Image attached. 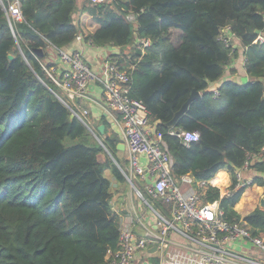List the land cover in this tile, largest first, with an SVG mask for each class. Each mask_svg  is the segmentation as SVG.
<instances>
[{"label": "trees", "instance_id": "trees-1", "mask_svg": "<svg viewBox=\"0 0 264 264\" xmlns=\"http://www.w3.org/2000/svg\"><path fill=\"white\" fill-rule=\"evenodd\" d=\"M21 2L24 20L13 28L0 4V264H105L121 235L105 174L110 169L117 182H126V164L117 155L121 140L107 122L104 133L92 132L74 117L45 69L49 45L67 49L79 34L78 0ZM85 9L100 23L85 41L122 48L109 60L128 70L131 96L157 122L173 177L213 178L219 185L215 178L227 179L226 168L232 193L221 198L219 188L209 187L204 198L218 200L228 221L264 234V206L245 216L235 208L246 191L236 187L237 173L264 148V43L258 42L264 0H111ZM226 28L244 49L250 80L226 81L216 97L209 85L239 53L222 38ZM143 40L150 45L141 49ZM194 90L202 96L169 125ZM172 130L200 138L185 145ZM247 170L251 185L264 186V161Z\"/></svg>", "mask_w": 264, "mask_h": 264}, {"label": "built area", "instance_id": "built-area-1", "mask_svg": "<svg viewBox=\"0 0 264 264\" xmlns=\"http://www.w3.org/2000/svg\"><path fill=\"white\" fill-rule=\"evenodd\" d=\"M0 4L11 28L24 20L21 0H0ZM230 34L228 28L224 29L222 38L228 45L233 40ZM83 38V34H78L76 39ZM258 42L264 43V34L259 35ZM140 43L141 49L150 45V41ZM48 49L56 52L61 64L60 68L51 66L52 72L48 73L65 94V98H60L72 115L88 126L91 116L87 106L89 88L93 84L103 87V101L109 114H116V122L129 152L127 178L142 199L146 194L162 202L163 210L153 209L156 213L155 229L145 226V236L136 233L131 224L121 226L119 248L108 252L105 264H137V252L153 247H156L154 252L160 254L159 264H264L246 249L250 244L264 253V234L254 235L245 223L228 221L218 200L208 202L204 198L209 187L219 188L221 198L229 196L231 185L224 189L214 184L213 178L194 183L193 177L187 174L181 178L194 184L193 192L183 193L177 186L172 175L173 158L162 133L157 130V122L150 117L144 102L130 94L128 70L109 59L100 65L99 70H94L82 50L61 49L51 44ZM45 69L47 71L46 66ZM213 92L216 97L220 95L218 89ZM170 133L180 137L185 145L200 138L196 131L172 130ZM253 157L242 170L248 169ZM242 170L237 173V188L252 182V179L243 177ZM135 183L143 189L140 190ZM171 233H177L180 239L171 238Z\"/></svg>", "mask_w": 264, "mask_h": 264}, {"label": "crops", "instance_id": "crops-1", "mask_svg": "<svg viewBox=\"0 0 264 264\" xmlns=\"http://www.w3.org/2000/svg\"><path fill=\"white\" fill-rule=\"evenodd\" d=\"M104 1L105 2H111V0H78L77 10H76V13L74 15V19H75L77 26L79 27V34H83L84 38H83V40L76 39L71 45H69L67 47V50H75V49L82 50L84 55H85L86 61L90 64V66L94 70H99L100 65L102 63H104L105 61H107L111 55H115V54L122 55L124 53L122 48H120V47H115V46H111V45L99 47V46H94V45L88 43L87 41H85V37L88 34L94 32L100 26V23H98L94 19L93 15L91 13H89V11H87L85 9V7L90 6L91 3L92 4L93 3H100V2H104ZM86 2H88V3H86ZM230 36L233 39L232 41L234 42V46L238 48V52H239L238 56L236 58H234L232 60V62L227 66V69H226L224 76L221 79H219V80H217V81H215L209 85V89L211 91L218 89L224 82L229 81V80L235 81L237 83H242V80L244 77H247L248 80H250V77L247 75V73L245 71V67H244V63H245L244 49L240 45V41L237 38H233L234 36L231 34H230ZM123 49L125 52L130 51V47H125ZM45 62L50 64L51 66H54L55 68H60V66H61L59 59H58V56H57L56 52H54L53 50L48 49ZM87 106L91 112L90 121H91V124L93 127L92 129L94 130V128H96L99 130V127L101 125H104L105 126L104 132H105L107 125H109L108 126L109 133L110 134H113V133L117 134L121 140L120 143H124L121 128L118 125V123L116 122V118H115L116 114H114V113L109 114V112L107 111L106 105L103 101V87L100 84H93L90 86L89 92H88ZM105 122H107V125ZM104 132H101V133H104ZM119 151L120 152L117 153V155L121 159H123L125 161V164H126V169H122L123 173L126 177V182H124V183L117 182L114 179V176H113L111 170L106 169V173H108V178H110L112 180V185H113V187H112L113 188V199H112L113 208H114L115 212L120 217L121 226L131 224L133 229L135 230V232L138 233L139 235H141V233L139 232L137 227L140 225L139 228L143 229V231H145V229H144L145 226L152 227L155 229L156 213L154 212L153 209L163 210V208L161 206L158 207L157 205H153L150 202V199H148V197L150 198V196H148L146 194H144L145 199H147V201L150 204H148V202H146L145 199H142L140 197V195L137 193V191L133 187L132 182L129 181V179L126 176L129 173V152L126 148V145H125V150H119ZM101 157H102V155L100 154L99 159L101 161H105L106 155L103 156L104 158H101ZM258 160L264 161V151L260 155L253 157L251 162L253 163V162H256ZM221 170H224L226 172V175H227V183L223 185L226 188L227 186L231 185V176H230V173L228 172V170L226 168L221 169ZM246 171H247V176L246 177L244 176V177L246 179H252L253 180V174L251 172H249V170H246ZM263 177H264V174H263ZM216 179L217 178H215V181H216ZM128 186L130 187L131 196H132V194L133 195L135 194L139 198V201H138L139 205L146 204L147 206H149L150 209L146 213V217L150 223L149 225H147L145 222H143V220L141 218H139L138 221L135 220L134 214H136L138 216V213L135 209V203L132 202L131 204H129L128 201L126 200V197H127V192H126L127 189L126 188ZM223 186H221V187H223ZM137 187L140 190L143 189V186L141 188V186L137 185ZM253 189L256 190L257 193L260 195V200H259V202H260L261 198L264 194V186H259V185L254 184ZM193 190H194V188L192 187L186 193L190 194L193 192ZM245 192H244V194H245ZM151 199L155 200L153 198H151ZM247 205L245 206V205H243V202L239 201V203L236 205L235 208L241 215H242L241 211H244L245 214L242 216H245V215L249 214L250 212H252L256 208V206H254V203L251 201H249ZM239 206H241V208H238ZM171 238H173L175 240L180 239L179 235L177 233H171ZM246 249L250 253V255H253L254 257H257V258L264 261V253H260L253 246L247 245Z\"/></svg>", "mask_w": 264, "mask_h": 264}, {"label": "rangeland", "instance_id": "rangeland-1", "mask_svg": "<svg viewBox=\"0 0 264 264\" xmlns=\"http://www.w3.org/2000/svg\"><path fill=\"white\" fill-rule=\"evenodd\" d=\"M46 68H47V71H46L47 74L49 72H52V70L49 67H46ZM91 128H93V127H91ZM101 155H102L101 158H104L103 156L105 154H101ZM105 174L108 177V173H106V171H105ZM242 174H243V177L244 176L246 177L247 176V171L246 170H242ZM230 176L232 178L231 174H230ZM223 179H224L223 176L217 177L216 182L221 184ZM174 180H175L177 186L180 188V190L183 193H186L192 187L194 188V184L189 183L187 181H184L181 177L180 178H174ZM231 182H232V179H231ZM222 188L225 189V186H223ZM245 188H246V192H245V194L242 195L241 200H240L241 202H243V205L246 206L248 204V202L251 201V202L254 203V206H256V207L261 206V204L259 202L260 195L257 193L256 190L253 189L254 185L249 184ZM126 189H127V191H126L127 192L126 200L128 201L129 204H131L132 202L135 203V209H136V211L138 213V216L136 214H134L135 220L138 221V219L141 218L143 220V222H145L147 225H149L150 223H149V221H148V219L146 217V213L150 209L149 206H147L146 204L139 205V203H138L139 198L135 194L134 195L132 194V196H131L130 187L129 186ZM148 199H150V202L153 205H156L155 202H157V200L156 201L152 200L149 197H148ZM238 208H241V206H239ZM241 213H242V215L245 214L244 211H241ZM139 226L137 227V229L139 230L141 235L145 236V231H143V229L139 228ZM248 246H251V245L249 244ZM255 249L258 250L260 253H262L258 248H255ZM148 250H149V248L147 250H140V251L137 252V264H159L160 263L161 260H160L159 252L150 253V252H148Z\"/></svg>", "mask_w": 264, "mask_h": 264}, {"label": "water", "instance_id": "water-1", "mask_svg": "<svg viewBox=\"0 0 264 264\" xmlns=\"http://www.w3.org/2000/svg\"><path fill=\"white\" fill-rule=\"evenodd\" d=\"M232 34V33H231ZM233 35V34H232ZM36 53L39 55V56H43V54H44V52H43V50L42 49H37L36 50ZM11 59L13 58V56L12 55H10L9 56ZM246 82H248V78L247 77H244L243 78V80H242V83H246ZM202 96V94H201V92H199V91H197V90H194L193 92H192V94H191V96H190V98L185 102V104L182 106V108L178 111V112H176V114L174 115V117H173V119L169 122V125H174L176 122H177V120L181 117V116H183L185 113H186V111L188 110V108H189V106H190V104L195 100V99H198V98H200ZM89 127V126H88ZM104 125H101L100 127H99V130L101 131V132H104ZM91 130H92V132H94L93 131V129L91 128V127H89ZM98 137V136H97ZM99 138V137H98ZM100 140V139H99ZM101 141V140H100ZM118 149L119 150H125V144L124 143H119L118 144ZM117 163V162H116ZM260 204H261V206H264V194H263V196H262V198H261V201H260ZM156 250V247H153V248H150V252H154Z\"/></svg>", "mask_w": 264, "mask_h": 264}, {"label": "bare ground", "instance_id": "bare-ground-1", "mask_svg": "<svg viewBox=\"0 0 264 264\" xmlns=\"http://www.w3.org/2000/svg\"><path fill=\"white\" fill-rule=\"evenodd\" d=\"M227 183V179H223V181H222V183L220 184V183H218L219 184V186H223L224 184H226Z\"/></svg>", "mask_w": 264, "mask_h": 264}]
</instances>
